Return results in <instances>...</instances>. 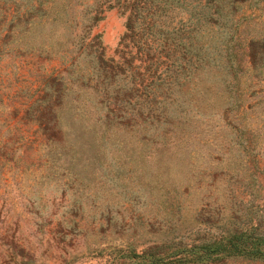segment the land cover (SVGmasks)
Returning a JSON list of instances; mask_svg holds the SVG:
<instances>
[{
  "label": "rangeland",
  "instance_id": "374dc122",
  "mask_svg": "<svg viewBox=\"0 0 264 264\" xmlns=\"http://www.w3.org/2000/svg\"><path fill=\"white\" fill-rule=\"evenodd\" d=\"M234 236L264 250V0H0V264H264L168 257Z\"/></svg>",
  "mask_w": 264,
  "mask_h": 264
},
{
  "label": "trees",
  "instance_id": "16d2710c",
  "mask_svg": "<svg viewBox=\"0 0 264 264\" xmlns=\"http://www.w3.org/2000/svg\"><path fill=\"white\" fill-rule=\"evenodd\" d=\"M246 238H250L251 236L249 234H246V232H242L241 233V238L245 237ZM237 236H234L233 239H230L226 242L221 241L219 242V245L217 246H212V245H206V246H194L196 248H191V249H182L179 250L175 255H169L168 257H172L171 260L173 261L174 259H177V261H181V260H186L187 258H194V259H199V258H204L205 260H211L215 258H212L211 255H215V253L217 252H225V251H240L243 252L245 254H253V255H257V254H264V250H260V248H256V246L254 245V243H252L250 245V247L247 246H240L238 244H236L234 242V239H236ZM246 242V240H244ZM242 242V241H241ZM245 242L243 244H245ZM180 254V255H178ZM207 254L208 258H205ZM190 255V256H188ZM205 255V256H203Z\"/></svg>",
  "mask_w": 264,
  "mask_h": 264
}]
</instances>
